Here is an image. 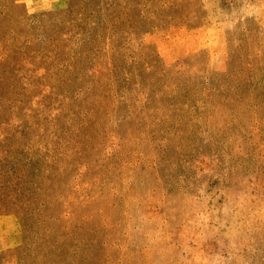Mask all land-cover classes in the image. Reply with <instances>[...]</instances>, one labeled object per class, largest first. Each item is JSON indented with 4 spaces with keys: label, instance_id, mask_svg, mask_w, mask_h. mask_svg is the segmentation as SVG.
Wrapping results in <instances>:
<instances>
[{
    "label": "rangeland",
    "instance_id": "obj_1",
    "mask_svg": "<svg viewBox=\"0 0 264 264\" xmlns=\"http://www.w3.org/2000/svg\"><path fill=\"white\" fill-rule=\"evenodd\" d=\"M0 264H264V0H0Z\"/></svg>",
    "mask_w": 264,
    "mask_h": 264
}]
</instances>
